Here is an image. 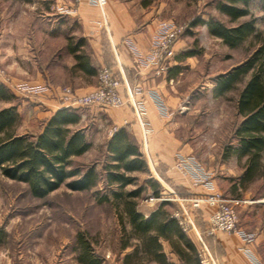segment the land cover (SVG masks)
<instances>
[{
	"label": "rangeland",
	"instance_id": "374dc122",
	"mask_svg": "<svg viewBox=\"0 0 264 264\" xmlns=\"http://www.w3.org/2000/svg\"><path fill=\"white\" fill-rule=\"evenodd\" d=\"M34 1L24 4L15 0H0V84L15 97L10 102L0 101V110L16 106L20 115V134L38 133L47 120V104L51 99L49 95L28 96L21 88L40 85L34 83L36 80L33 79L40 72L32 64H46L60 44L59 40H54L51 48L46 47L48 38L44 32L53 25V22L48 21V14L64 11L62 5L45 4L44 0ZM217 1H137L138 4L147 2L156 7L161 21H171L184 27V34L180 39L187 45L186 49L198 53L189 60L188 66L179 76L178 89L168 86L166 94L171 99L181 97V101H177L179 105L174 109L172 128L176 138L190 148V157L206 173H209V167L222 168L224 163L225 167L231 169H243L233 157L229 160L223 158L225 145L235 142L234 132L240 125L237 98L243 86L222 98H216L213 89L214 79L241 64L251 50L250 41L236 49H230L220 39L210 35L208 26L190 27L196 18L207 21L214 17L227 21L215 9ZM133 7L134 13H137L135 7L139 6ZM249 10L257 18L259 30H264V1L253 0ZM61 22L58 19L56 24ZM54 73L57 76L56 68ZM62 89L64 87L59 91ZM82 109L89 118L88 135L95 148L77 163L89 164L103 157L102 146L108 133L105 125L93 121L90 109ZM148 168L147 174H136V186L127 188L129 191L135 190L137 186L146 188V192L138 200L139 211L145 208L152 210L159 205L158 202L148 201L151 195L156 197L148 183L150 180L157 181L162 188L161 196L170 199L172 206L168 209L171 212L181 209V204L191 209V202L187 206L190 198L176 194L170 182L159 179L150 164ZM174 168L177 170L175 164ZM29 189L25 184L9 180L0 174V264H80L77 260L79 234L91 241L95 252L104 259L105 264H123L124 256L133 251H120L122 231L118 213L113 206L101 203L98 199V192L103 191V184L88 192H74L63 186L45 199L33 197ZM247 191L252 199H263L264 177L251 184ZM251 212L250 220L255 222L258 215L264 216V204L254 206ZM192 214L196 216L198 212L194 211Z\"/></svg>",
	"mask_w": 264,
	"mask_h": 264
},
{
	"label": "trees",
	"instance_id": "16d2710c",
	"mask_svg": "<svg viewBox=\"0 0 264 264\" xmlns=\"http://www.w3.org/2000/svg\"><path fill=\"white\" fill-rule=\"evenodd\" d=\"M252 1L218 0L215 9L227 21L214 17L207 21L196 18L190 26H208L210 35L230 49L247 41L251 43L249 56L228 72L218 75L213 89L214 96L222 98L243 86L237 98L241 121L234 132L235 142L225 145L223 150L224 158L236 156L243 168V174L232 187L236 197H242V192L264 177V30H259L258 20L249 10ZM72 53L78 69L92 76L98 75L100 69L90 65L79 46ZM197 55L195 50L186 49L175 57L187 61ZM182 70V67L173 68L171 76L179 75ZM14 98L0 84V101L10 102ZM81 109L62 108L45 121L40 132L20 134V115L16 106L2 108L0 174L25 184L37 199H45L63 186L74 192H88L103 184L104 192H98V199L113 206L118 213L122 231L120 251L133 250L124 256L123 264H171L163 252L161 240L170 243L184 264H200L198 249L168 209L172 206L171 201L163 202L146 217L139 211L138 202L146 188L137 186L135 190H127L137 185L136 174L149 171L146 157L129 129H119L103 144L101 159L89 164L77 163L95 148L83 125ZM148 183L154 195L160 197V184L153 180ZM77 245L80 264H105L87 237L79 234Z\"/></svg>",
	"mask_w": 264,
	"mask_h": 264
},
{
	"label": "crops",
	"instance_id": "0c3cea01",
	"mask_svg": "<svg viewBox=\"0 0 264 264\" xmlns=\"http://www.w3.org/2000/svg\"><path fill=\"white\" fill-rule=\"evenodd\" d=\"M14 1V0H13ZM16 2L31 4L34 0H15ZM138 0H108V3L102 11L97 6L87 3V0H81L77 3L75 0H44L45 4H59L64 6V11L58 14H48V21L53 22L52 27L44 32L48 38L46 47L51 48V42L59 40L60 44L56 50H52L53 56L47 60V63L36 64L33 62V68L38 72L34 83L46 85L50 88L47 93L51 98L48 102L47 120L60 109L65 108L60 103L61 87L68 86L79 95H85L97 86V75H89L76 67L77 61L73 49L79 46L80 52L84 51L89 59L90 65L96 69L109 67L113 69L122 82L121 92L127 96V88L137 84L145 90H156L160 92L165 107L171 114H164L156 102L150 97L145 96V122L148 130L147 137H144V127L138 119L133 108L124 106L119 108L99 106L88 107L93 116V121L97 124L106 126L108 136L106 141L113 136V128H127L132 133L139 144V147L146 157L147 162L156 172V175L162 181L171 183L172 190L187 199L205 198L215 193H220L224 197L235 200L237 211L239 212V226L247 233L256 235V241L249 247L256 254L258 259L264 264V216H257V220H250L251 211L254 206L264 204V198L255 200L249 196L248 191L242 192V197H236L232 187L237 183L238 178L243 174V169L237 167H225L212 169L209 167L210 184L196 183L192 177H183L174 168L178 155L190 157V148L180 142L172 128L174 109L179 105L181 97L171 99L166 94V88L173 86L178 89V79L182 75L184 68L188 66L189 60L180 61L175 56L186 50L187 45L179 39L174 46V56L169 61V69L182 67L179 75L171 76L172 72L168 69L166 72L157 74L154 69H144L140 64L141 55H147L152 49V43L157 35L160 19V12L153 5L140 3ZM142 4V5H141ZM147 4V5H146ZM138 5V12L134 13L133 6ZM58 16V18H57ZM57 18V19H56ZM61 19L60 24H56ZM54 23L56 25H54ZM68 27V28H66ZM51 49L48 50L50 52ZM57 69V76L54 73ZM42 69V70H40ZM172 87V88H173ZM38 108V107H36ZM82 122L89 132L90 125L87 124L88 116L84 109H81ZM41 131V130H40ZM39 131V132H40ZM236 156L224 158L229 160ZM195 160V159H194ZM196 161V160H195ZM197 162V161H196ZM198 163V162H197ZM206 172V171H203ZM162 204V203H161ZM142 209L140 212L149 217L153 212L159 209ZM188 200L187 206L189 207ZM192 213L198 212L195 219V229L186 232L188 238L199 249V242L196 231L205 230L209 216L215 211L213 206L208 203H202L197 211L190 210ZM206 240L211 252L218 258L221 264H248L247 255L242 249L246 246L242 238L236 234L219 233L215 237ZM163 246V252L171 264H184L178 255L173 252L168 241H160ZM156 264V263H153Z\"/></svg>",
	"mask_w": 264,
	"mask_h": 264
},
{
	"label": "built area",
	"instance_id": "2783aa9c",
	"mask_svg": "<svg viewBox=\"0 0 264 264\" xmlns=\"http://www.w3.org/2000/svg\"><path fill=\"white\" fill-rule=\"evenodd\" d=\"M77 3L81 0H75ZM92 6L99 7L102 11L108 3V0H87ZM184 27L177 25L171 21H162L159 24L157 35L147 55L139 54L140 64L144 69H154L157 74L166 72L169 69V61L174 56V46L178 39L184 34ZM122 82L109 67H102L97 75V86L95 90L79 95L72 88L64 87L60 91V103L65 108H88L99 106L102 108L113 107L119 108L130 106L133 108L138 119L144 127V137L149 136L145 122V96L150 97L156 102L161 112L171 114L164 105L160 92L156 90H145L139 84L127 88V96H123L121 92ZM26 91L28 96H39L47 94L50 88L46 85H28L21 88ZM118 128H113V132H117ZM176 169L185 177H192L196 183L209 185L210 174L203 172V168L194 159L178 155L176 159ZM151 203L159 204L170 201L169 198L154 197L151 195L149 200ZM191 209L198 210L202 203H208L215 208V211L209 216L204 231H196L199 242V260L200 264H221L216 256L211 252L206 240L215 237L219 233L236 234L242 238L246 246L242 249L247 255L248 264H262L253 250L249 247L256 241V235L247 233L239 226V214L235 207L236 201L224 197L220 193H215L205 198H194L189 200ZM191 209L181 204V209L173 213V216L179 220V223L185 232L195 229V219Z\"/></svg>",
	"mask_w": 264,
	"mask_h": 264
}]
</instances>
